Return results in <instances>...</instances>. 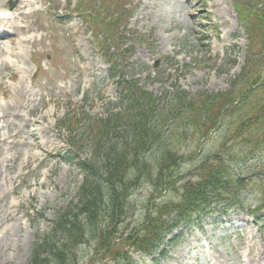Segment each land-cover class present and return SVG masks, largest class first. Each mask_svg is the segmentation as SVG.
<instances>
[{
    "label": "rangeland",
    "instance_id": "1",
    "mask_svg": "<svg viewBox=\"0 0 264 264\" xmlns=\"http://www.w3.org/2000/svg\"><path fill=\"white\" fill-rule=\"evenodd\" d=\"M20 1L28 3V7L20 10ZM247 1L0 0V9L7 10L13 3L15 15L23 13L21 20L9 21L5 27L13 38L0 39V49L4 51L0 52V106L10 109L14 100L20 104L21 98L15 92L23 87L24 102L34 109L21 111L31 124L17 121L20 145L11 151L5 145L0 148V264H27L36 239L47 238L53 222L78 202L84 174L68 161V132L64 127L71 120L68 118L77 113L96 120L117 111L122 87L119 79L109 78L107 60L113 55L112 61L125 80H138L139 88L166 102H171L176 89L192 95L224 92L240 75L247 58L256 59L250 71L256 69L260 59L264 62V0H252L248 8ZM122 4L125 13L117 31L112 27V15ZM104 15L109 18L102 23ZM90 17L96 21L94 25L100 24V30L94 33L87 22ZM25 25L31 27L30 32L18 30V26ZM244 27L260 30L256 39H251L249 28ZM22 40L35 43L20 44ZM261 91L263 94L251 95V107L264 101V88ZM33 121L38 122L34 125ZM232 121L233 117L224 116L225 126L208 140L195 133V125L182 128L176 135L169 131L185 123L174 122L165 129L168 140L164 146L177 147L185 153L179 175L191 172L219 147ZM18 130L11 128L10 138ZM83 130L82 127L79 132ZM4 133L7 135V130ZM91 135L85 133L84 145ZM23 140L27 145L21 144ZM32 143L40 148L31 147ZM84 149L83 155L92 158V148L86 145ZM8 152L15 154L9 169L2 165ZM26 155L32 156L27 166L23 165ZM256 157L242 170L245 175H263L253 178L251 185L262 192L264 152ZM151 192L147 185L130 191L125 213L116 231L111 232V239L131 234L144 222L152 202ZM259 196L250 191L243 197L257 206L261 203L256 201ZM174 199L175 195L169 193L157 200ZM248 202L246 209L252 207ZM235 212L207 219L203 230L195 226L184 230L174 245L167 246L165 257H156L157 260L122 247L129 252L130 261L122 258L112 262L105 252L94 248L91 238L78 248L77 264H209L213 256V264H241L237 256L248 249L254 264H264V226L259 231L255 225L244 223L243 211ZM106 228L112 230L107 225ZM208 249L213 256L207 254Z\"/></svg>",
    "mask_w": 264,
    "mask_h": 264
},
{
    "label": "trees",
    "instance_id": "2",
    "mask_svg": "<svg viewBox=\"0 0 264 264\" xmlns=\"http://www.w3.org/2000/svg\"><path fill=\"white\" fill-rule=\"evenodd\" d=\"M250 79L249 74H242L241 80L247 84L235 95V83L229 91L218 95L200 93L193 97L186 92L175 95L171 114L177 119L184 118L185 123H196L197 120L201 127L197 126L199 132L214 129L218 121L221 123L222 116L238 114L239 117L238 123L228 130L220 151L193 169L189 176H179V180L176 175H179L183 158L176 151L168 150L156 157L151 161L154 167L149 164V155L156 154L164 139L163 126L156 127L152 119L156 117L167 122L169 117H164L152 95L133 87L126 90L130 98L125 99V113L111 115L98 121L97 125L100 137L96 142L103 143L111 138L110 135H117L118 142L112 143L109 149L105 145L102 165L79 163L87 177L77 204L58 218L48 238L35 243L28 264H77L78 248L91 238L96 250L105 252L113 260L127 259L128 252L122 247L147 257L163 256L161 248L174 230L190 227L203 217L212 216L217 211L226 212L227 208L237 204L238 195L249 181L238 167L264 148V104H260L256 111L235 104L241 95L246 96L247 89L250 90V81L254 82ZM202 116L207 118H199ZM242 143H247L245 146L251 151L237 158L220 153L233 152L234 147ZM179 181L182 182L177 186ZM143 185L152 187V192L158 196L173 192L178 199L158 203L154 197L142 224L131 234H121L119 241L111 239V232L116 231L125 213L130 191ZM174 239H170L169 244L174 243Z\"/></svg>",
    "mask_w": 264,
    "mask_h": 264
},
{
    "label": "bare ground",
    "instance_id": "3",
    "mask_svg": "<svg viewBox=\"0 0 264 264\" xmlns=\"http://www.w3.org/2000/svg\"><path fill=\"white\" fill-rule=\"evenodd\" d=\"M28 3L21 1V9H25L26 7H28ZM1 13V12H0ZM4 23H7V21L5 20H1L0 19V26L3 25ZM19 30L22 33H28L31 31V27L28 25H25L23 27H19ZM29 43L30 46L34 45V41L33 40H26V41H21L20 44L22 43ZM0 52H4L2 49H0ZM20 54V57L22 59V54ZM18 59V57H17ZM20 60V59H18ZM16 95H19L21 98V103L18 104L16 102V100H14L11 105H10V109L8 107H4V106H0V143H7V140H11L10 137H12L13 135H8L9 138H7V135H3L2 132L4 130H7L9 128V126H17V121L21 122V121H28L30 123V120L28 119V117L26 115L22 114V110H26L27 108H30V112H33L34 109L31 107H28V105L25 104L24 102V98H25V91L23 87H19V89L15 92ZM31 100H28V104L30 103ZM8 104V103H7ZM18 108V111H14V113H11V110ZM38 121H33L34 125H36ZM3 124V125H2ZM31 124V123H30ZM2 125V126H1ZM24 129V128H23ZM8 131V130H7ZM21 136V129H19L15 134H14V140L10 143L12 148H15L16 146L20 145V142L17 140V137ZM22 145H27L26 141L23 140L21 142ZM31 147H37L40 148L38 144L36 143H32ZM32 158L31 155H26L25 159L26 161H30V159ZM11 155L6 156V158L3 159L2 165L5 168H8L12 165H9L8 163L11 162ZM24 163V162H23Z\"/></svg>",
    "mask_w": 264,
    "mask_h": 264
}]
</instances>
